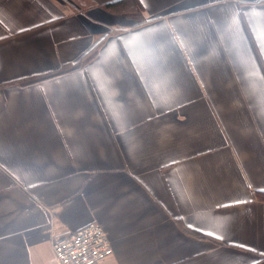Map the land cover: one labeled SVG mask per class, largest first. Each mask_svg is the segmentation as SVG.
I'll return each mask as SVG.
<instances>
[{"label": "crops", "instance_id": "crops-1", "mask_svg": "<svg viewBox=\"0 0 264 264\" xmlns=\"http://www.w3.org/2000/svg\"><path fill=\"white\" fill-rule=\"evenodd\" d=\"M119 1L0 0V264H264V0Z\"/></svg>", "mask_w": 264, "mask_h": 264}, {"label": "built area", "instance_id": "built-area-1", "mask_svg": "<svg viewBox=\"0 0 264 264\" xmlns=\"http://www.w3.org/2000/svg\"><path fill=\"white\" fill-rule=\"evenodd\" d=\"M50 246L55 264H98L113 252L103 228L94 222L52 237Z\"/></svg>", "mask_w": 264, "mask_h": 264}, {"label": "rangeland", "instance_id": "rangeland-1", "mask_svg": "<svg viewBox=\"0 0 264 264\" xmlns=\"http://www.w3.org/2000/svg\"><path fill=\"white\" fill-rule=\"evenodd\" d=\"M119 5L122 6L121 12H123V13H124V11H125V13L130 12V11H132L134 13V12H137L138 11L137 8H136V6L134 5V2L131 1V0H129V1H123Z\"/></svg>", "mask_w": 264, "mask_h": 264}, {"label": "snow or ice", "instance_id": "snow-or-ice-1", "mask_svg": "<svg viewBox=\"0 0 264 264\" xmlns=\"http://www.w3.org/2000/svg\"><path fill=\"white\" fill-rule=\"evenodd\" d=\"M261 39L264 40V35L261 36ZM134 62H135V61H134ZM207 234H208V235H212V236H214V238H216V239H220V238H221V237H219V236H215L214 233H212V232H209V233H207ZM241 247H244V246L241 245Z\"/></svg>", "mask_w": 264, "mask_h": 264}, {"label": "trees", "instance_id": "trees-1", "mask_svg": "<svg viewBox=\"0 0 264 264\" xmlns=\"http://www.w3.org/2000/svg\"><path fill=\"white\" fill-rule=\"evenodd\" d=\"M121 2H122V1L116 2V3L112 4V5H109V7H113V6H115V5L117 6V5L121 4Z\"/></svg>", "mask_w": 264, "mask_h": 264}]
</instances>
